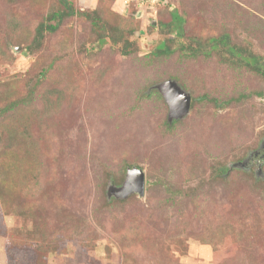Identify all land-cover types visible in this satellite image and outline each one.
I'll use <instances>...</instances> for the list:
<instances>
[{"label":"rangeland","instance_id":"obj_1","mask_svg":"<svg viewBox=\"0 0 264 264\" xmlns=\"http://www.w3.org/2000/svg\"><path fill=\"white\" fill-rule=\"evenodd\" d=\"M70 1L98 9L113 32L139 18L141 49L99 46L90 21L71 15L29 50L37 24L63 5L0 0V106L38 83L33 104L0 125V264H264V161H244L264 145V78L215 52L144 62L163 37L157 19L175 9L185 34L230 33L264 55V0ZM168 79L246 96L199 102L166 131L167 103L138 94ZM132 167L144 171V194L109 201L111 178ZM167 187L189 195L171 201Z\"/></svg>","mask_w":264,"mask_h":264},{"label":"trees","instance_id":"obj_2","mask_svg":"<svg viewBox=\"0 0 264 264\" xmlns=\"http://www.w3.org/2000/svg\"><path fill=\"white\" fill-rule=\"evenodd\" d=\"M59 2L63 5V8L48 11L45 14V18L37 24L33 36L34 37L33 42L31 43V45L27 44L26 46L29 48V50H32V48L35 49L37 45L41 43L44 37V33H52L56 31L61 22V19L67 16L75 15V16H83L84 18L90 21L93 29L91 33L94 35L93 40L96 41L97 45L102 46L105 45L107 42H110L112 45L116 46V49L119 51L121 56H127L140 51L141 46L138 40H142L143 38L141 32L139 31L140 30L139 18L138 20L135 18L136 19L135 20L132 17V20H135L137 22H135V25L133 27L128 26L126 31L114 26V32H113L108 30L106 24L102 20V17L98 9L93 8L91 10H81L75 8L70 0H59ZM183 24H184V16L179 14L176 9L171 11V18L168 21H162L160 19H157V27H156L157 31L161 35H163V37L160 38V40L154 45V47L150 51L145 52L146 53L145 55L148 58H146L144 62L150 63V61L153 60V58L163 57L172 54L175 51H179V55L182 56L183 58H190V57L197 58L199 55L207 57L210 56L213 52H215L216 54L219 55L220 61L222 63H227L234 66L245 68L264 78L263 54L256 52L254 49H251V47H246L232 43L230 40V33L228 34L226 32H223L221 34L207 35V36L187 35L184 32ZM149 27L154 29L153 26H149ZM0 53L2 54L3 52L0 51ZM50 65L51 64H49L48 66ZM48 69L49 68L47 67L46 68L43 67V69L40 70V74L45 75V72H47ZM167 78H173L177 80L175 75H168ZM181 83L182 84L179 86L183 90L185 89L191 92L189 94L190 109L199 102H207L211 104V106L213 107L222 108L231 100H239L242 97L246 96V94H239L237 96H233L227 99H223V98L220 99L218 96H214L213 94L210 93H206V92L201 94L196 93L194 88V83L187 84L184 81H182ZM37 85L38 83L37 84L34 83L30 88L27 89L24 95L20 97L12 98L8 102H5L2 106H0V125L4 121L7 112L15 110L20 105L29 106L33 104V101L36 99L35 94H36ZM156 86L157 84L154 87L149 88L146 92H142L141 94H138V98L140 99L141 97L143 99L154 96L155 98L160 99V101L165 102L161 92ZM255 93L259 96L262 95L261 91ZM180 118L165 120L164 125L166 127V131H170L172 127L177 124ZM262 161H264V159ZM4 163L7 169L11 168L13 170L14 174L15 172L21 173L19 167L11 166V161L9 159H7L6 162L4 161ZM21 170L23 174L24 168H22ZM228 170L229 169H226L225 167L222 168L220 167L217 170V174H219L220 176H223L225 174L227 175L229 174L227 173ZM28 172L31 176L35 171L29 170ZM122 181H123L122 177L117 178L116 176H113L111 178V183L114 186H120L122 184ZM25 182L27 183V181ZM9 189L10 188L7 189V192H9ZM166 190H167L166 192L169 194L168 198L171 201H173V197H178V196L183 197L189 195L188 194L189 192L180 190L179 188L173 189L167 187ZM0 195H1V191H0ZM20 196L25 197V195L23 194H19V197ZM127 197L113 196L110 198L109 201L124 202L127 200L126 199ZM3 198L6 197L3 196ZM23 213L25 212L23 211ZM25 214L29 215L28 213ZM3 225L4 224L2 223V226ZM41 233L42 234H40L39 236L43 235V232Z\"/></svg>","mask_w":264,"mask_h":264},{"label":"water","instance_id":"obj_3","mask_svg":"<svg viewBox=\"0 0 264 264\" xmlns=\"http://www.w3.org/2000/svg\"><path fill=\"white\" fill-rule=\"evenodd\" d=\"M168 105V119L180 118L190 109V95L174 80L168 79L156 86ZM241 163V162H239ZM145 175L138 167L128 168L126 177L120 186L110 185L108 196L127 197L131 193L144 194Z\"/></svg>","mask_w":264,"mask_h":264},{"label":"flooded vegetation","instance_id":"obj_4","mask_svg":"<svg viewBox=\"0 0 264 264\" xmlns=\"http://www.w3.org/2000/svg\"><path fill=\"white\" fill-rule=\"evenodd\" d=\"M264 159V145L262 146V148L260 149V151H255L253 152L249 157L248 160H244L245 164H247L248 166L255 160L258 162H261Z\"/></svg>","mask_w":264,"mask_h":264}]
</instances>
